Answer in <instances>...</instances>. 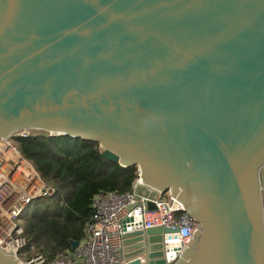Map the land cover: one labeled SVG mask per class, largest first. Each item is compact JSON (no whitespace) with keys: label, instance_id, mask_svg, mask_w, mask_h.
<instances>
[{"label":"water","instance_id":"95a60500","mask_svg":"<svg viewBox=\"0 0 264 264\" xmlns=\"http://www.w3.org/2000/svg\"><path fill=\"white\" fill-rule=\"evenodd\" d=\"M42 134L99 142L196 220L175 261L163 227L125 258L264 264V0H0V139Z\"/></svg>","mask_w":264,"mask_h":264},{"label":"built area","instance_id":"2783aa9c","mask_svg":"<svg viewBox=\"0 0 264 264\" xmlns=\"http://www.w3.org/2000/svg\"><path fill=\"white\" fill-rule=\"evenodd\" d=\"M8 138L25 166L9 159L0 149V249L16 260L24 259L25 264H128L139 260L140 264H148L144 252L131 259L124 257L122 236L155 227L169 228L163 232L162 241L166 260L175 261L181 249L189 245L196 220L183 210H174L170 191L157 190L156 199L139 195V189L146 184L137 170L129 190L99 191L93 196V214L85 223L79 245L49 259L35 245L28 246L23 213L36 198L52 196L55 188L20 152L14 137ZM150 202L154 208H150Z\"/></svg>","mask_w":264,"mask_h":264},{"label":"trees","instance_id":"16d2710c","mask_svg":"<svg viewBox=\"0 0 264 264\" xmlns=\"http://www.w3.org/2000/svg\"><path fill=\"white\" fill-rule=\"evenodd\" d=\"M20 152L55 188L49 197L33 200L23 215L28 246L49 259L80 241L93 214L92 198L99 191L125 192L137 166H122L103 157L99 142L69 135L16 136Z\"/></svg>","mask_w":264,"mask_h":264},{"label":"bare ground","instance_id":"6f19581e","mask_svg":"<svg viewBox=\"0 0 264 264\" xmlns=\"http://www.w3.org/2000/svg\"><path fill=\"white\" fill-rule=\"evenodd\" d=\"M9 140L10 138L8 137L0 139V149L4 150L9 155V159L16 161L19 165L25 166L24 160L17 154V150Z\"/></svg>","mask_w":264,"mask_h":264},{"label":"rangeland","instance_id":"374dc122","mask_svg":"<svg viewBox=\"0 0 264 264\" xmlns=\"http://www.w3.org/2000/svg\"><path fill=\"white\" fill-rule=\"evenodd\" d=\"M13 141H15V144L18 145V144H17V141H16L14 138H13ZM26 211H27V210H25L24 213H26ZM24 213H23V215H24ZM23 222H24V221H23Z\"/></svg>","mask_w":264,"mask_h":264}]
</instances>
